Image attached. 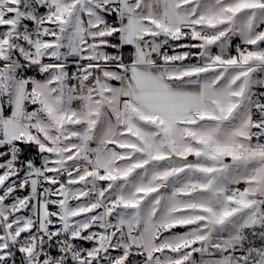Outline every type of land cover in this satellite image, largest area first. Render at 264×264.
<instances>
[{
    "label": "snow or ice",
    "instance_id": "6c2138e0",
    "mask_svg": "<svg viewBox=\"0 0 264 264\" xmlns=\"http://www.w3.org/2000/svg\"><path fill=\"white\" fill-rule=\"evenodd\" d=\"M0 264H264V0H0Z\"/></svg>",
    "mask_w": 264,
    "mask_h": 264
}]
</instances>
